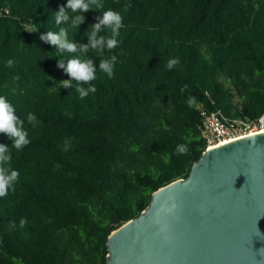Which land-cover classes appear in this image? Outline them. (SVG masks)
Returning a JSON list of instances; mask_svg holds the SVG:
<instances>
[{
	"label": "trees",
	"instance_id": "16d2710c",
	"mask_svg": "<svg viewBox=\"0 0 264 264\" xmlns=\"http://www.w3.org/2000/svg\"><path fill=\"white\" fill-rule=\"evenodd\" d=\"M101 2L103 9L84 13L76 28L55 23L67 0H0V96L31 140L17 151L0 133L10 167L20 173L15 191L0 198V264H106L110 227L136 218L153 192L186 178L201 157L200 107L224 120L264 111V0ZM108 9L124 18L119 46L104 54L118 56L113 78L98 69L104 57L94 50L61 57L40 40L63 27L69 40L87 43L91 24ZM73 56L97 66V91L84 99L62 87L70 77L58 58ZM172 57L180 63L168 70ZM28 113L37 117L35 127ZM180 144L187 154L176 153Z\"/></svg>",
	"mask_w": 264,
	"mask_h": 264
},
{
	"label": "water",
	"instance_id": "95a60500",
	"mask_svg": "<svg viewBox=\"0 0 264 264\" xmlns=\"http://www.w3.org/2000/svg\"><path fill=\"white\" fill-rule=\"evenodd\" d=\"M110 231L106 264H264V132L204 150Z\"/></svg>",
	"mask_w": 264,
	"mask_h": 264
},
{
	"label": "clouds",
	"instance_id": "9594fccd",
	"mask_svg": "<svg viewBox=\"0 0 264 264\" xmlns=\"http://www.w3.org/2000/svg\"><path fill=\"white\" fill-rule=\"evenodd\" d=\"M129 6L124 7V11L128 10ZM96 9H103L101 0H67L66 5L61 6L54 17L55 23L61 25L62 23H69L72 27L80 28L85 22L84 13ZM69 12L75 14L70 16ZM102 17H97L96 22L92 23L91 31L85 36L87 43H76L68 39V30L60 27L59 31H47L40 35V40L44 43L55 46L58 56L63 53H80L87 54L90 50H94L100 57L98 69L105 73L109 78L115 75V65L119 62L118 56L112 54L105 57V51L111 53L119 46L120 29L124 27L123 16L120 12L113 9L102 11ZM105 30H110L111 35H104ZM180 63L179 58L172 57L167 61V69L172 70ZM14 60L9 59L6 61L7 67H13ZM57 66L70 77V79L62 80V87H74L80 99H84L89 94H95L97 88L91 82L96 79L97 66L93 59H81L80 56H73L66 62L62 58H58ZM15 79H18L16 77ZM75 81V86L73 85ZM87 85V87H84ZM188 88L184 85L180 91L184 92ZM189 107L196 104V98L189 96L186 101ZM69 118L71 113L65 112ZM26 120L33 127L39 123L37 117L33 113H28ZM0 133L5 134L11 141V147L17 151H22L23 148L31 143L29 133L24 128V120L16 115V109L7 100L5 96H0ZM71 149L70 138H65L63 150L65 152ZM188 146L186 144L177 145V154H187ZM12 155L10 148L7 144L0 143V198L6 197L9 191H15V184L19 180L20 173L18 170L10 167ZM27 223L25 218L19 221L20 227L23 228ZM10 228H15V222H10Z\"/></svg>",
	"mask_w": 264,
	"mask_h": 264
},
{
	"label": "built area",
	"instance_id": "2783aa9c",
	"mask_svg": "<svg viewBox=\"0 0 264 264\" xmlns=\"http://www.w3.org/2000/svg\"><path fill=\"white\" fill-rule=\"evenodd\" d=\"M200 116V130L206 144L205 150L238 138L264 132V111L253 119L224 120L219 112L208 111L200 107Z\"/></svg>",
	"mask_w": 264,
	"mask_h": 264
}]
</instances>
